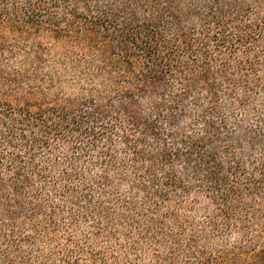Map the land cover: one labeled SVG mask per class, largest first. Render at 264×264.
Segmentation results:
<instances>
[{"label":"trees","instance_id":"1","mask_svg":"<svg viewBox=\"0 0 264 264\" xmlns=\"http://www.w3.org/2000/svg\"><path fill=\"white\" fill-rule=\"evenodd\" d=\"M0 264H264V0H0Z\"/></svg>","mask_w":264,"mask_h":264}]
</instances>
